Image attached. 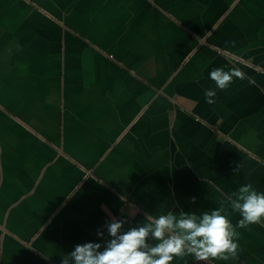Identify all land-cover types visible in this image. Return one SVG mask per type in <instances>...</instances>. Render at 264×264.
<instances>
[{
    "label": "crops",
    "instance_id": "1",
    "mask_svg": "<svg viewBox=\"0 0 264 264\" xmlns=\"http://www.w3.org/2000/svg\"><path fill=\"white\" fill-rule=\"evenodd\" d=\"M217 68L245 78L221 91ZM245 184L264 193V0H0V264ZM236 231L237 258L172 264H264V221Z\"/></svg>",
    "mask_w": 264,
    "mask_h": 264
},
{
    "label": "clouds",
    "instance_id": "2",
    "mask_svg": "<svg viewBox=\"0 0 264 264\" xmlns=\"http://www.w3.org/2000/svg\"><path fill=\"white\" fill-rule=\"evenodd\" d=\"M216 89L227 90L234 78L244 79V74L232 68H217L209 73ZM205 102H215L216 90L207 89ZM241 165L233 169L238 172ZM223 195V194H222ZM195 198H193V202ZM230 209V211H229ZM239 213L241 219L233 226L228 219ZM146 223L124 229L126 219H112L106 223L109 240L103 243L87 242L76 245L62 258L61 264H172L174 258L192 257L196 262L227 261L239 255V233L250 225L264 221V193L245 184L219 207L197 215L193 212L168 211L158 217L147 215ZM98 238L103 232L97 230ZM102 249V250H101Z\"/></svg>",
    "mask_w": 264,
    "mask_h": 264
}]
</instances>
